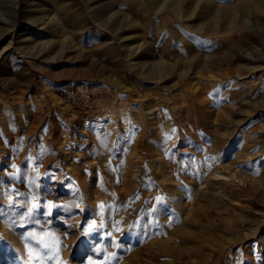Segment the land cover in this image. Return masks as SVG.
Here are the masks:
<instances>
[{
	"label": "rangeland",
	"instance_id": "rangeland-1",
	"mask_svg": "<svg viewBox=\"0 0 264 264\" xmlns=\"http://www.w3.org/2000/svg\"><path fill=\"white\" fill-rule=\"evenodd\" d=\"M252 1L0 0V264H264Z\"/></svg>",
	"mask_w": 264,
	"mask_h": 264
},
{
	"label": "bare ground",
	"instance_id": "bare-ground-1",
	"mask_svg": "<svg viewBox=\"0 0 264 264\" xmlns=\"http://www.w3.org/2000/svg\"><path fill=\"white\" fill-rule=\"evenodd\" d=\"M252 2H254L255 4H257V7L258 8H263V6H264V0H253ZM197 87V86H196ZM198 88V87H197ZM200 89V88H199ZM198 91V90H197ZM200 91V90H199ZM201 91H202V89H201ZM196 94V93H195ZM197 96H198V94H197ZM195 98V97H194ZM182 106V105H181ZM151 117H154V115H152ZM37 125V124H36ZM49 125V124H48ZM46 126H47V124H46ZM50 126V125H49ZM19 127V126H18ZM38 127V126H37ZM48 130V129H47ZM31 165V164H30Z\"/></svg>",
	"mask_w": 264,
	"mask_h": 264
},
{
	"label": "snow or ice",
	"instance_id": "snow-or-ice-1",
	"mask_svg": "<svg viewBox=\"0 0 264 264\" xmlns=\"http://www.w3.org/2000/svg\"><path fill=\"white\" fill-rule=\"evenodd\" d=\"M102 226H103V225H101V227H102ZM45 247H48V245H45ZM3 258H4L3 248L0 247V260H3Z\"/></svg>",
	"mask_w": 264,
	"mask_h": 264
}]
</instances>
